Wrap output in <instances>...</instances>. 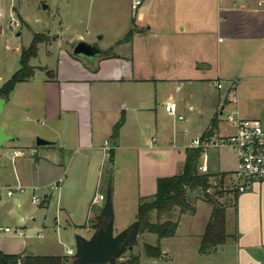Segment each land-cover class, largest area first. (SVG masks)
I'll return each instance as SVG.
<instances>
[{
    "label": "crops",
    "instance_id": "obj_1",
    "mask_svg": "<svg viewBox=\"0 0 264 264\" xmlns=\"http://www.w3.org/2000/svg\"><path fill=\"white\" fill-rule=\"evenodd\" d=\"M109 1L123 9L106 46L100 48L81 33L69 47L57 43L54 67L46 65L41 76L34 71L29 80L15 84L0 115L2 128L13 135L0 149V186L44 189L62 180L57 206L69 219L67 225L85 230L84 237L101 213L97 209L103 205L93 209L91 199L103 195L97 194L102 183L129 181L137 205L140 197L155 193L157 178L181 171L185 151L195 147L197 137L207 142L233 133L227 114L261 122L258 111L240 96L264 95V0H141L136 9L132 0H97L98 12ZM14 3L0 0V14L7 10L9 16ZM57 17L61 29L62 17ZM95 33L104 36L102 23ZM78 41L96 44L101 54L91 60L72 55ZM168 101L176 104L181 119L166 112ZM214 118L215 127L202 138ZM37 137L50 143L37 146ZM202 163L204 173L230 191L224 205L226 241L214 251L199 252L211 206L196 196L194 203L189 198L194 213L178 217L174 235L159 240L160 257L147 258L145 264H264V180L254 179L250 188L238 191L233 177L237 157L228 147L203 148ZM121 185L111 188L112 208ZM44 198L42 206L49 202ZM13 201L20 203L17 197ZM196 201L206 208L191 249L186 230L180 245L167 251L163 241L177 240L180 222L197 215ZM81 212L86 215L76 218ZM25 231L20 227L13 233L24 238ZM27 248L21 239L14 247H0V253L63 255Z\"/></svg>",
    "mask_w": 264,
    "mask_h": 264
},
{
    "label": "rangeland",
    "instance_id": "obj_2",
    "mask_svg": "<svg viewBox=\"0 0 264 264\" xmlns=\"http://www.w3.org/2000/svg\"><path fill=\"white\" fill-rule=\"evenodd\" d=\"M14 6L13 12L9 16L7 10L0 14V85L19 68L21 48L27 47L35 37L43 40L37 44L36 57L31 58L29 61L37 76L43 74L46 65L50 68L54 67L57 43L65 44L69 47L75 41L77 33H81L89 41L96 42L100 48H104L110 36H112L113 31L111 32V30L115 23L114 20L118 18L120 11L123 9L121 5L113 6L109 1L105 4L103 10L98 12L97 0H15ZM5 9H7V4ZM56 13L62 17L61 29L59 28ZM12 15L19 23L17 28H11L10 26ZM79 18L84 21L79 23L77 21ZM86 19L89 21L86 22ZM100 23L103 24V37L100 33H95V27ZM58 34L62 35L63 38H59ZM50 44L52 46H49ZM246 95L240 96L242 103L246 105L252 104L254 109L258 111L256 117L264 124V95L248 96L247 93ZM178 122L182 123L183 120ZM59 182L61 184L62 180ZM210 182H212V187L208 189V193L214 195L220 192V196L217 195L216 197L217 201L222 205H228L227 193L230 191L219 186L216 180L210 179ZM108 183H110L111 188L123 185L120 186L118 194H114L116 203L120 202L116 204L113 201V232L115 233L119 228L130 227L135 221L137 205L132 196L133 188L130 182L126 180L123 182L119 180L114 182L113 180L106 181L97 190V194L101 193L105 196ZM59 186L53 183L44 189H35L34 194L40 200L36 204L31 202L32 190L29 188H24V192L21 193L16 192L15 197L20 199L19 204H16L13 198L5 196V189L0 191V226L8 227L11 230V233H5L6 235L0 234V247H5L6 245L14 247L21 239H24V241L28 242L27 249L37 254L60 253L66 256L65 252L67 249H74V236H84L85 230L83 228L74 229L73 226L67 225L66 222H69V219H67L63 211H59L57 206ZM44 195L49 197V202L46 206H42L45 200ZM196 196H200L207 203L203 198L202 191L193 190L189 192V198L192 203L196 200ZM196 202L197 215L185 218L180 222L179 239H166L163 241V247H166L167 251H173L180 245V237L186 230L191 233L188 239V246L191 249V242L196 237L194 232L200 225L203 210L206 208V205H202L200 201ZM103 203L104 200H99L95 207L92 208L97 209ZM207 204L210 205L209 203ZM100 208L97 209L98 213L101 212ZM176 214L177 209L174 211L173 216L176 217ZM85 215L84 212L75 213L76 218H83ZM152 220H155L154 214H152ZM20 227L26 229V237L24 238H20L19 233H13L15 229L19 230ZM50 227H53V229H50ZM38 232L42 234L41 237L37 236ZM144 243L155 245L156 235L149 232H138L132 250L125 251L115 261V264L117 261L125 260L130 253L138 254L142 261L141 264H145V260L148 257L144 255L142 250ZM67 257L64 264H71L72 257Z\"/></svg>",
    "mask_w": 264,
    "mask_h": 264
},
{
    "label": "trees",
    "instance_id": "obj_3",
    "mask_svg": "<svg viewBox=\"0 0 264 264\" xmlns=\"http://www.w3.org/2000/svg\"><path fill=\"white\" fill-rule=\"evenodd\" d=\"M132 34L129 30L124 37L128 40ZM38 37L33 38L27 47H22L19 56V68L0 86V96L7 99L15 84L29 80L34 73V68L29 64L31 58L37 55V44L42 42ZM122 123L114 125L113 134ZM216 125V119H212L210 129L206 130L202 138L208 135ZM203 152L202 147H191L185 151V161L179 173L160 177L156 180V191L150 197L138 199L135 221L138 222V232H149L156 235L155 245L144 243L143 253L148 258H158L161 255L159 240L172 237L178 225V217L183 213H194V206L189 200V192L199 189L203 193L204 200L210 204L211 211L207 223L198 243L200 253H207L222 245L228 235L225 229V206L216 199L220 192L212 195L208 189L212 187L210 174L198 171L199 158ZM111 154V152L109 153ZM177 209L178 216L173 213ZM152 214L155 220H152ZM103 223L100 213L92 222V229L97 230ZM65 255H33V254H3L0 253V264H64L67 260ZM116 264H139V255L130 253L123 261Z\"/></svg>",
    "mask_w": 264,
    "mask_h": 264
},
{
    "label": "built area",
    "instance_id": "obj_4",
    "mask_svg": "<svg viewBox=\"0 0 264 264\" xmlns=\"http://www.w3.org/2000/svg\"><path fill=\"white\" fill-rule=\"evenodd\" d=\"M141 4V0H132L131 8L136 9ZM19 23L11 16V28H17ZM214 85H217L214 82ZM229 100L234 102L233 94L229 95ZM165 110L168 114L176 116V104L168 101L165 103ZM178 119L182 116L177 115ZM226 121L234 128L233 133L211 139L207 142H202L200 137H197L193 144L195 147H213L222 148L228 147L232 149L237 157V166L233 172V177L236 181L238 191L247 190L251 186L254 179L264 180V127L256 118L242 119L236 112H231L225 116ZM106 143V142H105ZM15 154V152H13ZM198 171L204 173L206 166L204 163L198 165ZM5 189V196L15 198L16 192H24V187L17 186H0V191ZM32 190L31 202L38 203L40 200L34 194L35 187ZM1 199V198H0ZM99 200H104L103 195L93 196L92 204H97ZM0 231L9 233L11 230L8 227H0ZM67 256H73L74 249L66 250Z\"/></svg>",
    "mask_w": 264,
    "mask_h": 264
},
{
    "label": "water",
    "instance_id": "obj_5",
    "mask_svg": "<svg viewBox=\"0 0 264 264\" xmlns=\"http://www.w3.org/2000/svg\"><path fill=\"white\" fill-rule=\"evenodd\" d=\"M71 54L83 57L87 60L93 59L101 54L96 44L78 41L74 44ZM6 98L0 96V115L2 113ZM13 135L6 132L0 124V149L2 145L10 141ZM37 146L46 145L50 142L37 137ZM103 216L102 225L93 231L88 237L74 236V254L72 264H115V261L125 252L131 251L138 233V222L134 221L130 227L119 232H113V210L111 202V187L107 186L105 200L101 209Z\"/></svg>",
    "mask_w": 264,
    "mask_h": 264
}]
</instances>
